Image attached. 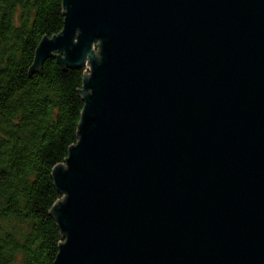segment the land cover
I'll return each instance as SVG.
<instances>
[{
    "label": "water",
    "instance_id": "obj_1",
    "mask_svg": "<svg viewBox=\"0 0 264 264\" xmlns=\"http://www.w3.org/2000/svg\"><path fill=\"white\" fill-rule=\"evenodd\" d=\"M86 69L52 174L54 264H264V0H63Z\"/></svg>",
    "mask_w": 264,
    "mask_h": 264
},
{
    "label": "trees",
    "instance_id": "obj_2",
    "mask_svg": "<svg viewBox=\"0 0 264 264\" xmlns=\"http://www.w3.org/2000/svg\"><path fill=\"white\" fill-rule=\"evenodd\" d=\"M64 13L63 0H0V264H54L64 242L52 174L79 140L86 69H32Z\"/></svg>",
    "mask_w": 264,
    "mask_h": 264
}]
</instances>
